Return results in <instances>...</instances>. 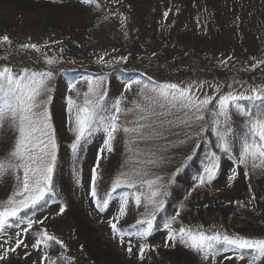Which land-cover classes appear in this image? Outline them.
<instances>
[{
  "label": "rangeland",
  "instance_id": "obj_1",
  "mask_svg": "<svg viewBox=\"0 0 264 264\" xmlns=\"http://www.w3.org/2000/svg\"><path fill=\"white\" fill-rule=\"evenodd\" d=\"M98 3L99 7L85 5L81 0H36V3L35 0H0V40L7 35L11 41V44L0 43V67L7 65L17 72L26 67L46 70L48 66L44 64L43 56H54L59 60L50 82L49 105L58 144L53 174L57 195L49 198L47 205L35 213L34 218L43 219V223L33 224L27 233H21L20 238L27 248L22 245L15 252L10 251L8 256L14 255L17 264H50V260L58 257L64 258L60 264H96L83 251L67 209L57 199L60 166L63 164L72 169L77 164L79 173L73 188L74 205L100 227L107 243L134 263L187 264V255L192 253L196 264H248L247 255L237 259L235 252L217 256L214 262L211 258L205 260L178 240L175 243L168 240V230L163 227L166 220L175 217L172 228L176 231L185 227L209 234L220 232L264 238V166L253 169L251 161L247 168L238 165V141L237 149L227 155L215 148V138L210 132L203 133L202 138L192 136L188 139L185 133L190 134L193 130L177 127L172 131L179 135L139 145L129 144L130 136L118 132L112 142L113 150L105 149L100 154L98 149L103 144V134L97 133L83 145L84 150L79 151L77 159L71 151L75 137L69 130L67 98L71 96L81 103L88 90L86 78L89 77L94 82L96 78L104 77L101 90L107 93L106 102L112 104L121 99L125 109L137 99L140 86L132 84V88L126 90L127 84L134 80L155 85H192V91L201 98L207 94L218 99L228 92L249 94L252 87L264 86V64L256 69L251 67L264 61V0H98ZM23 44H36L40 51L23 50ZM101 57L102 64L98 63ZM71 82L76 87L69 92ZM214 105L215 101L209 109ZM205 116L206 120L210 119L207 112ZM134 119V113L122 115L119 123L131 127L133 125L128 122ZM13 143V131L7 126L0 128V158ZM137 147L141 152L161 149L166 159L156 166L137 164V160L147 158L129 151V148ZM212 152L220 157L219 168L211 182L200 184L198 177L203 175ZM98 154L101 155L100 168L104 166L102 176L105 180L101 189L96 187L100 200L106 198L114 178L122 172L145 167L149 172L146 178L158 176L159 184L167 192L161 197L165 205L163 211L157 213L153 232L139 241L132 237L131 253L127 250L128 237L121 243L119 236H114L110 223H117L121 195L136 190L118 189L108 197L109 205L103 211L98 210L89 194L91 169ZM256 163L259 165V161ZM233 171L236 175L229 181ZM7 177V182L0 178V203L5 202L17 186L14 176ZM176 194L179 199H174ZM59 207H64L63 213L58 211ZM135 209L136 219H142L143 206H135ZM28 215L32 213L28 212ZM121 219L122 216L117 223L118 229L135 231L131 228L135 221L123 225ZM17 231L14 227L7 229V234L0 236V243L7 241L5 248L15 247ZM44 231L60 240L63 247L53 245L50 249L43 246L34 249L33 243ZM140 244L147 245L143 259L140 258ZM171 250L181 254L170 257L168 251ZM0 252H3L2 248ZM45 252L50 260L42 261ZM225 256L232 259H225Z\"/></svg>",
  "mask_w": 264,
  "mask_h": 264
},
{
  "label": "snow or ice",
  "instance_id": "obj_2",
  "mask_svg": "<svg viewBox=\"0 0 264 264\" xmlns=\"http://www.w3.org/2000/svg\"><path fill=\"white\" fill-rule=\"evenodd\" d=\"M85 5L99 7L98 0H81ZM165 17L167 13L164 14ZM0 43L11 44L7 35L2 37ZM23 50L39 52L36 44H23ZM42 60L47 67L46 70H32L22 68L18 72L10 66L0 67V128L5 126L14 133V143L0 158V178L6 175L14 176L17 186L5 202L0 203V236L7 234V229L16 228L15 247L5 248L0 243V261L6 260L8 253L15 252L22 245L27 244L20 238L21 233H27L36 223H43V219H35V213L45 207L49 198L57 195L54 190L53 174L57 166L58 144L56 130L52 124V116L49 110L51 103L52 87L50 82L54 78L59 63L56 57L43 56ZM98 63H104L103 57ZM264 64L259 61L252 64L256 69ZM104 77L86 78L88 90L83 94L81 103H77L71 96L67 98V109L69 113V130L74 134V142L71 144V151L77 157L83 145L90 142L97 133H102V146L98 153L102 154L106 149L111 152L112 142L118 132L130 136L129 144L148 143L157 140H167L168 136L179 135L172 131L177 127L192 129L186 138L199 136L210 132L215 138L214 146L220 152L232 155L238 144V165L248 167L251 161L253 169L264 166V86L252 87L249 94L233 93L220 95L205 94L203 98L192 91V85L181 87L175 83H163L159 85L145 83L141 80H134L127 84L126 90L132 88V84L140 86L137 90V99L131 101V107L123 108L121 99L114 103L106 102L107 93L101 90ZM76 84H68V91L75 89ZM232 87L231 84L228 85ZM218 91V88H217ZM79 95V93L77 94ZM214 107L209 109V105ZM246 102V103H245ZM205 112L210 119L206 120ZM135 114V119L128 123L133 126H125L119 123L120 117L127 114ZM235 117V119H234ZM204 122V123H200ZM184 141H181L183 143ZM172 146V145H166ZM130 152L145 155L144 160H137L136 163H143L146 166H156L166 159L161 149L152 152H141L139 147L129 148ZM98 154L96 162L91 169V191L90 196L98 210L103 211L109 205L108 197L116 193L118 189L126 188L136 191L124 192L120 197L119 216H124L131 209L130 201L139 208L143 206V218L136 219L131 225L135 231L124 232L117 228V223H110L114 236L118 235L121 243L128 237V252H132V237L143 240L151 235L154 230L157 213L163 211L165 201L161 197L166 196L164 186L159 184L160 178L147 179L149 172L147 167L133 169L129 172H122L114 178L111 190L106 193V198L100 200L97 196L96 183L99 177L101 155ZM220 157L216 152L210 153L209 162L203 169V175L198 177L200 184L211 182L219 168ZM259 161V165L256 163ZM236 172L228 177L233 180ZM247 176L248 173L245 172ZM146 192L140 191L141 188ZM58 211L63 213L64 207ZM31 212L32 215H28ZM179 213H177L178 215ZM175 217L166 220L163 227L168 230V240L185 245L205 260L214 262L217 256L225 253H238L237 259H244L247 255L248 264H259L264 261V238H246L239 235L215 232L207 233L203 230L180 227L178 231L172 228ZM26 225V227H25ZM137 226H140L137 228ZM53 245L63 244L56 237L49 235L46 231L39 234L33 243L34 249H50ZM168 246L167 244L165 245ZM147 248L146 244H140V258ZM225 259H232L225 256ZM50 260L45 252L41 258ZM63 257L50 260V264H60Z\"/></svg>",
  "mask_w": 264,
  "mask_h": 264
},
{
  "label": "trees",
  "instance_id": "obj_3",
  "mask_svg": "<svg viewBox=\"0 0 264 264\" xmlns=\"http://www.w3.org/2000/svg\"><path fill=\"white\" fill-rule=\"evenodd\" d=\"M83 150L84 148H82V151ZM103 170L104 166L99 169L100 176L96 186L98 189H101L105 184L104 177L102 176ZM78 173L79 165L77 164L72 169L66 168L63 164L60 166L58 173L59 190L57 199L67 209L73 232L80 240L83 251L96 264H136L131 258L124 257L118 250H115L107 243L100 233V227L74 205L75 198L73 196V188L76 184L75 178L78 177ZM3 180L6 182L8 181L7 175L3 177ZM176 193H178V191ZM179 198H177V194L174 197V199ZM170 204L167 206L169 207ZM129 208L131 210L122 216L121 222L123 225L131 224L136 220V209L132 201H130ZM168 254L170 257H175V255L179 256L181 253L176 252V250H171L168 251ZM187 258V264H196L197 261L194 254L189 253ZM0 264H17V259L11 254L6 260L0 261Z\"/></svg>",
  "mask_w": 264,
  "mask_h": 264
},
{
  "label": "bare ground",
  "instance_id": "obj_4",
  "mask_svg": "<svg viewBox=\"0 0 264 264\" xmlns=\"http://www.w3.org/2000/svg\"><path fill=\"white\" fill-rule=\"evenodd\" d=\"M35 3H36V0H35Z\"/></svg>",
  "mask_w": 264,
  "mask_h": 264
}]
</instances>
